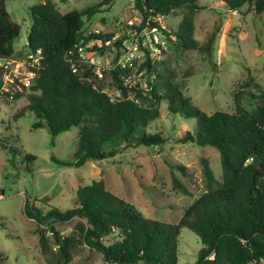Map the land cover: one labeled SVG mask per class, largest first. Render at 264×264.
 I'll return each mask as SVG.
<instances>
[{"label":"trees","instance_id":"trees-1","mask_svg":"<svg viewBox=\"0 0 264 264\" xmlns=\"http://www.w3.org/2000/svg\"><path fill=\"white\" fill-rule=\"evenodd\" d=\"M115 1L102 0L83 10L66 13L60 12L53 0L33 5L26 48L27 55L37 58L38 64L30 67L36 76L26 87L19 79L4 82L5 74L9 73L5 61L15 54L14 41L21 26L12 20L5 0H0V102L9 104L26 97L27 104L12 118L17 120L28 112L34 114L33 128L48 129L52 144L59 134L81 127L75 161L62 162L52 157L60 166L81 167L88 161L114 158L128 149L160 147L166 140L160 133L146 131L160 117L158 107H145L139 101V90L123 87L122 79L130 73L129 67L113 66L101 76L92 71L78 75L67 60L82 38L85 42L99 39L103 43L113 38V34L101 32L84 37L82 31L87 20L105 7H112ZM198 1L136 0V8L144 20L180 15L177 30L167 27L163 31L168 42L182 51L211 52L216 31L202 46L194 38L195 15L203 9ZM220 1L230 11L239 12L247 5L256 15L264 13V0ZM128 38L123 33L113 48L103 44L93 50L106 53L104 50L109 49L115 57L120 56ZM143 68L152 72L150 60L143 63ZM164 73L157 74L161 82L149 92L153 102L165 101L171 114L196 119L194 132H186L179 142L215 147L220 155L222 182L215 187L213 172L203 160L208 190L185 209L178 224L145 217L133 204L111 193L103 179L80 186L73 207L67 210L49 206L44 212L26 198L24 211L37 224L35 233L47 264H71L74 251L81 245L98 252L105 264H177L178 236L183 228L194 232L203 245L195 264L264 261V92L250 94L262 102L256 108H243L236 95L235 113L217 111L208 115L191 105L179 87L165 79ZM106 74L110 85L106 84ZM129 91L136 95L132 97ZM7 144L6 138L0 139V148L16 156L17 150ZM24 159L32 164L36 156L25 154ZM76 218L85 221L79 235L62 236L57 231L56 225Z\"/></svg>","mask_w":264,"mask_h":264},{"label":"rangeland","instance_id":"rangeland-1","mask_svg":"<svg viewBox=\"0 0 264 264\" xmlns=\"http://www.w3.org/2000/svg\"><path fill=\"white\" fill-rule=\"evenodd\" d=\"M41 1L5 0L12 20L21 26L20 35L14 41L15 54L5 63L10 74H17L21 79L28 77L31 62L37 60L29 59L26 45L32 25L30 8ZM53 1L60 12L66 13L83 10L102 0ZM198 2L203 9L195 15L194 38L202 46L216 31L212 51H182L168 42L164 57L152 64L151 73L141 69L143 63L135 64L128 73L130 86L141 92L139 101L145 107L156 105L159 109L160 117L146 131L160 133L166 139L161 148L140 146L108 160L88 161L81 167L60 166L52 157L62 162L75 161L81 127L59 134L52 144L48 129L33 128L34 114L28 112L17 120L12 118L27 104L26 97L9 104L0 102V139L6 138L8 147L17 150L14 156L0 148V264H47L46 256L39 249L37 224L24 211L26 198L44 212L49 206L67 210L73 207L80 186L103 179L111 193L133 204L145 217L178 224L185 209L208 190L203 160L213 172L215 187L220 185L219 151L212 146L179 142L186 132H194L196 119L171 114L165 101L154 103L146 90L151 75H155L153 85L157 86L161 82L157 74L168 71L164 73L165 79L172 80L191 105L208 115L217 111L235 113L236 95L247 110L260 106L261 100L250 94L264 92V13L256 15L247 5L239 12L230 11L220 0ZM139 16L136 0H116L112 7H105L87 20L82 33L98 30L113 37L121 36L125 22ZM181 19L180 15L173 14L162 17L161 21L166 28L177 30ZM104 51L101 52L105 56L103 71L107 72L122 54L115 57L111 50ZM109 80L106 74V84ZM130 95L134 97L136 93L130 91ZM25 154L35 155L36 160L28 164ZM84 224V220L76 218L56 225V229L62 236L79 235V228ZM202 247L199 237L183 228L178 236L177 264H195ZM71 264L105 263L98 252L81 245L74 251Z\"/></svg>","mask_w":264,"mask_h":264},{"label":"built area","instance_id":"built-area-1","mask_svg":"<svg viewBox=\"0 0 264 264\" xmlns=\"http://www.w3.org/2000/svg\"><path fill=\"white\" fill-rule=\"evenodd\" d=\"M162 17H148L146 20L140 15L139 18L134 20H128L125 22V29L123 30L126 35L129 36L128 39L124 41L123 53L119 58V61L114 65L115 67H120L125 69L127 67L131 68L137 63H145L146 60H150V63L160 61L164 57V53L168 48V40L164 35L163 31L166 30V27L161 21ZM124 23L120 21V24ZM98 30H92L88 33H84V37L90 35L99 34ZM120 36H115L111 40L103 43L99 39H92L89 42H85V39L82 38L75 45V49L72 52H69L67 55V60L70 63L73 73L78 75H83L88 71L96 76H101L104 69V60L105 56H101V53L93 50L90 43L96 44L98 47H101L103 44L106 46H112L114 42L119 39ZM29 59H33V55L28 56ZM35 64H38V59L36 62H31L30 67H34ZM146 69V68H143ZM28 77L21 79L17 74L6 73L4 76L5 84H8L13 79H19L24 86L28 87L32 79L36 76L34 70L28 71ZM130 76L128 74L123 77L122 85L123 87L130 90ZM155 80V75L150 76V86L147 88V92L152 90ZM137 90V87H135ZM140 91V90H139ZM120 93H118L119 95ZM130 95V91L128 93ZM260 264H264L262 261Z\"/></svg>","mask_w":264,"mask_h":264},{"label":"water","instance_id":"water-1","mask_svg":"<svg viewBox=\"0 0 264 264\" xmlns=\"http://www.w3.org/2000/svg\"><path fill=\"white\" fill-rule=\"evenodd\" d=\"M162 146H160V148H161Z\"/></svg>","mask_w":264,"mask_h":264},{"label":"crops","instance_id":"crops-1","mask_svg":"<svg viewBox=\"0 0 264 264\" xmlns=\"http://www.w3.org/2000/svg\"><path fill=\"white\" fill-rule=\"evenodd\" d=\"M256 264V263H255Z\"/></svg>","mask_w":264,"mask_h":264}]
</instances>
